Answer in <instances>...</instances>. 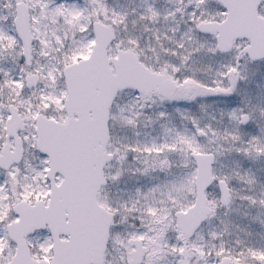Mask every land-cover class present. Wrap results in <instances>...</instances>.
<instances>
[{"label":"snow or ice","instance_id":"obj_1","mask_svg":"<svg viewBox=\"0 0 264 264\" xmlns=\"http://www.w3.org/2000/svg\"><path fill=\"white\" fill-rule=\"evenodd\" d=\"M0 264H264V0H0Z\"/></svg>","mask_w":264,"mask_h":264}]
</instances>
